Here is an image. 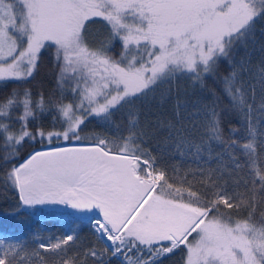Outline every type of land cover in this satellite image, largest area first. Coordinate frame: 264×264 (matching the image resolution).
<instances>
[{
    "label": "snow or ice",
    "instance_id": "obj_1",
    "mask_svg": "<svg viewBox=\"0 0 264 264\" xmlns=\"http://www.w3.org/2000/svg\"><path fill=\"white\" fill-rule=\"evenodd\" d=\"M94 18L109 29L95 49L85 36ZM258 20H264V0H0V88L30 79L41 50L52 47L60 67L57 86L75 78L71 93L78 96L76 103H63V96L46 100L40 94L34 102L29 89L21 96L14 88L0 100V179L18 197L14 214L71 208L75 223L86 222L103 244L69 255L79 248L75 227L30 243L0 234V264H110L112 258L162 264L181 249L184 264H264V211L258 224L252 222L264 206V44L256 47ZM114 42L121 45L118 58L109 55ZM225 63L230 71L220 82L226 111L239 127L230 126L225 135V110L214 90H208L211 100H177L172 119L157 125L167 131L165 144L171 141L197 167L180 176L174 166L169 174L143 147L154 133L149 120L141 124V106L154 99L157 87L180 76L203 91L205 80ZM20 107V127L12 130L5 121ZM45 113L52 114L53 128L31 130L29 122ZM117 113L124 123L116 125L115 138L93 134L90 143H79L86 139L80 135L86 121L112 126ZM45 140V149L12 164L25 141ZM54 140L69 146L53 147ZM244 210L248 217L234 222L232 213Z\"/></svg>",
    "mask_w": 264,
    "mask_h": 264
},
{
    "label": "trees",
    "instance_id": "obj_2",
    "mask_svg": "<svg viewBox=\"0 0 264 264\" xmlns=\"http://www.w3.org/2000/svg\"><path fill=\"white\" fill-rule=\"evenodd\" d=\"M264 20H258L256 24V47L259 48L261 44H264ZM109 35V29L106 27L105 23L100 18H94L86 25L85 36L86 42L89 47L95 49L100 46L102 41H105ZM121 45L119 42H114L109 55L113 58H118L120 55ZM54 48L46 47L41 50L39 57L38 67L35 70L33 76L26 82L17 83L10 82L6 87L0 88V100L6 98L12 91V89H18L23 94L25 89H29L32 93V99L35 102L40 94H43L46 100H56L63 96V103H76L78 102V96H73L71 93V87L75 83V78L70 79L63 87V89L57 86V77L60 73V67L55 62L54 58ZM258 57L253 58V64H255ZM230 69L227 68L226 63L220 65L218 71L205 80V89L201 91L199 85H193L192 80L188 76H180L172 81L170 84L166 83L157 87L154 93L150 94L154 96V99H150L149 102L141 106L140 111V121L141 124L144 123L145 119L149 120L151 123L149 125V137H146L147 142L143 145L144 148L150 149L153 156L158 157L157 167L166 166L168 168L169 174H171L172 167H178L180 176L184 175L186 170H194L197 165L194 164L190 159L183 158L175 151V145L169 141L165 144L167 139V131L160 130L157 125V121L167 122L172 119L174 108L177 100L192 101L197 98L203 97L206 100H211L212 97L209 95L208 90H214L216 94L220 97L219 107L225 110L223 117V128L225 135L228 134L229 127H239V121L231 113L227 112L226 109L229 105L228 98L224 95L222 91V83L220 82L222 77L228 74ZM249 84L254 83V81H249ZM171 89V91H169ZM260 89L257 87L256 96L257 103L260 100ZM23 111V108H15L12 110L11 120L5 121L12 124V130L19 129L20 124L16 122V117H18ZM124 120L120 113H117L112 126L102 124L95 119H89L86 121L85 125L82 127L80 135L86 137V139L80 141L81 144H88L90 141L87 139L88 136L96 134L101 137H108L109 139L115 138L118 133L116 131V125H123ZM52 114H43L38 120H33L29 122V128L35 130L37 127H43L46 131L53 128ZM55 128L60 129L59 123L55 125ZM264 130V129H262ZM3 140L0 138V158L3 157L5 149L2 146ZM48 143L45 140L43 144L30 143L25 141L23 147L19 149V158L12 161V164H16L21 161L27 154L31 151L47 146ZM159 145V146H158ZM11 167V164L8 165ZM4 168L2 163H0V175H2ZM192 176H188V180H192ZM171 182V181H170ZM187 187V184H185ZM198 188L194 187L193 190L196 191ZM18 207V197L16 193L12 190H6L3 184V180L0 179V234L23 238L29 243L34 237H60L63 235L70 234V228H77L79 235V240L77 244L79 248L72 249V251L83 252L86 247H91L93 244L96 245L98 249L103 248L102 243L97 242L96 236L90 229V226L85 222L77 225L75 223L76 217L70 213H56L55 211H35L31 213H22L20 216L14 214V210ZM39 207V206H38ZM261 211H264V206L261 207L255 213L252 222L259 223L261 219ZM233 221L244 220L248 217V211L244 210L241 212L232 213ZM191 239V237H190ZM30 246H34L31 245ZM42 254L43 253V250ZM186 254V250L181 249L173 254L167 256L163 259L162 264H184L182 257ZM48 259L51 261L54 259L48 254ZM88 264H92L89 260ZM110 264H119L117 258H112Z\"/></svg>",
    "mask_w": 264,
    "mask_h": 264
},
{
    "label": "rangeland",
    "instance_id": "obj_3",
    "mask_svg": "<svg viewBox=\"0 0 264 264\" xmlns=\"http://www.w3.org/2000/svg\"><path fill=\"white\" fill-rule=\"evenodd\" d=\"M72 143H76L75 141H73ZM48 146V145H47ZM47 146H44V147H40V148H37V149H35V150H43V149H45ZM51 146H53V147H56V146H60V147H64V146H69L68 145V142H65V141H60V142H56L55 140L53 141V143H52V145ZM34 151V150H33ZM33 151H31L30 153H32ZM29 153V154H30ZM29 154H27L21 161H19V162H17L16 164H18V163H21V162H23V160L24 159H26L27 158V156L29 155ZM58 210H56L55 212L56 213H70V214H72L73 215V213H74V211L75 210H73V209H71V208H65L64 206H55Z\"/></svg>",
    "mask_w": 264,
    "mask_h": 264
}]
</instances>
